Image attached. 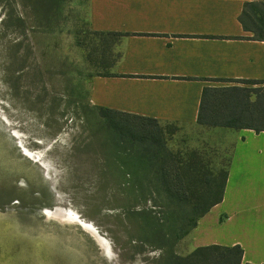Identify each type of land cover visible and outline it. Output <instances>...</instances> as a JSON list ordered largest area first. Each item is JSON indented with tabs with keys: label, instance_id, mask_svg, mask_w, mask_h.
Segmentation results:
<instances>
[{
	"label": "rangeland",
	"instance_id": "1",
	"mask_svg": "<svg viewBox=\"0 0 264 264\" xmlns=\"http://www.w3.org/2000/svg\"><path fill=\"white\" fill-rule=\"evenodd\" d=\"M73 1L0 0V264H173L189 255L192 234L174 244V229L190 228L197 211L185 213L161 196L160 182L146 173L151 165L128 153L138 143L123 149L92 108V76L107 73L112 58L87 29L85 5ZM163 128L165 149L186 163L196 154L202 166L196 170L219 186L233 136L197 126ZM131 132L142 139L153 134L152 128ZM186 163L176 167L196 200L204 179ZM122 165L145 172L127 174ZM124 187L144 188L146 198L129 197ZM57 208L91 225L109 252L82 224L48 218ZM141 210L163 226L169 246L152 243L163 240L154 229L145 232L150 239L143 236L132 213Z\"/></svg>",
	"mask_w": 264,
	"mask_h": 264
},
{
	"label": "crops",
	"instance_id": "2",
	"mask_svg": "<svg viewBox=\"0 0 264 264\" xmlns=\"http://www.w3.org/2000/svg\"><path fill=\"white\" fill-rule=\"evenodd\" d=\"M248 2L74 0L73 5H85L87 29L99 34V50L112 58L107 73L91 79L93 108L162 127L197 126L233 136L223 199L199 219L189 254L240 247V264H264V131L198 121L205 88L241 87L237 84L248 80L264 87V38L251 31L258 23L246 29L240 20Z\"/></svg>",
	"mask_w": 264,
	"mask_h": 264
},
{
	"label": "trees",
	"instance_id": "3",
	"mask_svg": "<svg viewBox=\"0 0 264 264\" xmlns=\"http://www.w3.org/2000/svg\"><path fill=\"white\" fill-rule=\"evenodd\" d=\"M240 20L246 29L252 28L253 25L255 26L258 23V30L254 29L251 31L255 33L254 37L264 38V0H251V2L246 3ZM248 23H250V27H248ZM113 36L117 39L121 34L114 33ZM241 83L259 84V82L249 80L242 81ZM254 96L255 100H252ZM93 109L99 112L103 119V124H106L118 135L114 139L124 145L123 149H130V146H133L131 144L129 145L128 142L131 143L134 141L138 143L136 145L138 150L134 151L133 154H131L132 151L128 153L137 159L136 163L151 165L152 168L146 170V173L153 175L151 181L160 182V184L156 185L155 189L158 190L161 196H165L168 202L181 204L180 206L183 207L185 213L196 209L197 216L190 228L185 230L179 228L174 229V244L188 234H191L196 228L199 219L205 216L212 207L222 201L228 175L227 170L221 175V183L217 186L213 184L214 179L207 178V174L201 170L202 166L200 167V161L196 154H192L189 163H186L178 154H173L171 151L165 149V144L161 140L163 134L162 129H164L161 125L154 123L150 119L125 113ZM198 121L199 124L205 127L248 128L256 132L264 131V87L256 89L246 87L205 88ZM138 127L142 129L152 128L153 134L147 137V139H142L131 132L132 129ZM184 163L190 168L192 167L193 172L197 167L201 168L196 170L198 171L196 177L198 179H204L203 186L205 188L201 194H197L196 200H190V188L184 185L183 173L176 167ZM157 165L159 166L158 168ZM124 166L126 165H122L120 168H123L122 172H126L127 174L145 172ZM126 169L127 171H124ZM123 190L129 197L135 196L134 199L136 200L140 197L146 198L144 188L124 187ZM135 192L139 195L135 194ZM209 196L213 197L211 201H208L206 198ZM132 213L138 215L137 220L142 227L141 232L146 239H150L145 234L146 230L148 228L154 229V231L161 232L163 240H156L152 243L159 247H167L170 245L165 240V234L163 235L161 230L163 226L157 224V222L155 223V220L147 211H133ZM241 254L242 250L240 247L225 250H220L218 247H205L195 250L184 258L179 256L174 257L173 264H240Z\"/></svg>",
	"mask_w": 264,
	"mask_h": 264
},
{
	"label": "bare ground",
	"instance_id": "4",
	"mask_svg": "<svg viewBox=\"0 0 264 264\" xmlns=\"http://www.w3.org/2000/svg\"><path fill=\"white\" fill-rule=\"evenodd\" d=\"M47 215L48 218L50 219H55L61 223H80L84 226V228H86L88 231H90L94 236H96L97 240L100 242L104 253L109 252V242L102 238L96 231L95 229L89 225L86 224L85 222H83L82 220H80L76 214H74L71 211H67L65 209L62 208H57L54 211H47ZM2 259L0 258V261Z\"/></svg>",
	"mask_w": 264,
	"mask_h": 264
},
{
	"label": "water",
	"instance_id": "5",
	"mask_svg": "<svg viewBox=\"0 0 264 264\" xmlns=\"http://www.w3.org/2000/svg\"><path fill=\"white\" fill-rule=\"evenodd\" d=\"M45 214V213H44ZM46 216V215H45ZM56 221V220H55ZM58 222V221H57ZM59 223H61V222H59ZM94 237V236H93ZM95 238V237H94ZM96 239V238H95ZM97 241V240H96Z\"/></svg>",
	"mask_w": 264,
	"mask_h": 264
}]
</instances>
